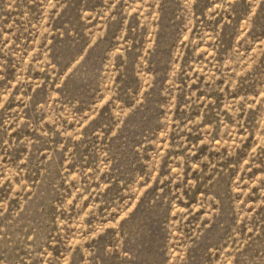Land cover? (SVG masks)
<instances>
[{"label": "rangeland", "instance_id": "obj_1", "mask_svg": "<svg viewBox=\"0 0 264 264\" xmlns=\"http://www.w3.org/2000/svg\"><path fill=\"white\" fill-rule=\"evenodd\" d=\"M0 264H264V0H0Z\"/></svg>", "mask_w": 264, "mask_h": 264}]
</instances>
